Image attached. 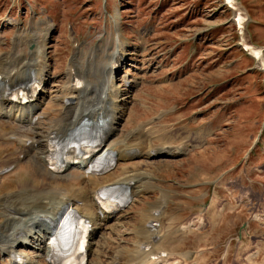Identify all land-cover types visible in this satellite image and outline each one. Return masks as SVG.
<instances>
[{"label": "rangeland", "instance_id": "obj_1", "mask_svg": "<svg viewBox=\"0 0 264 264\" xmlns=\"http://www.w3.org/2000/svg\"><path fill=\"white\" fill-rule=\"evenodd\" d=\"M235 1L246 15L242 37L264 59V0ZM239 38L223 0H0V71L22 72L24 60L43 51L40 66L49 78L38 98L41 113L57 116L60 107L49 100L65 91L70 64L105 67L119 40L125 58L112 67L113 83L124 105L110 142L146 124L156 132L153 145L184 146L174 157L133 156L102 176L100 188L125 185L131 192L130 203L103 225L102 264L114 258L141 264L149 253L168 264H264V66L257 67ZM16 128L0 117V164L22 160L23 148L10 136ZM9 167L0 173V233L4 204L27 219L41 209L17 194L20 185H41L36 165ZM75 170L68 174L79 184L59 185L60 195L84 186Z\"/></svg>", "mask_w": 264, "mask_h": 264}, {"label": "bare ground", "instance_id": "obj_2", "mask_svg": "<svg viewBox=\"0 0 264 264\" xmlns=\"http://www.w3.org/2000/svg\"><path fill=\"white\" fill-rule=\"evenodd\" d=\"M123 46V42L118 40L117 45L114 44L111 47L105 64L109 66L108 69L105 66L96 70L85 71L78 70L73 64H70L66 72L65 91H62L58 98L49 100L51 106L60 107L58 110H54L57 113L56 117L49 112H40L41 103L38 98L44 96L41 90L35 96L34 102L18 103L8 99V96L4 97L5 92L11 90L18 83L24 82L26 86L32 82L42 84L49 78L48 72H44L45 65L40 66V62H44L42 50L36 52L35 59H33V53H31V58L24 60L22 72L18 68L11 71H0V117H8L12 124L17 127L14 132L10 133V136L15 140L14 143L21 145L23 148L20 153L23 154L22 160L1 163L0 172L12 164H15L14 169L16 170L20 163L29 160L36 165L38 177L41 179L40 186L20 185L17 191L19 197L23 195L27 197V206H41V209L28 216V219L23 218L25 213L22 210L12 206H6L5 208L4 204L7 221L0 233V258L5 257L6 264H37L41 260L47 262L46 260L51 251L48 244V240L52 236L50 230L58 222L57 218L60 212L68 205L74 206L77 212L87 218L92 225L88 241V256L91 257V260L87 264H102L101 257L106 243L99 245L97 240L104 239L102 235V231L105 230L103 225L114 218V215L105 213L100 206L96 205L93 214V201L104 177L87 175L86 169L88 164L92 163V159H83L77 167L68 165L63 172L57 174L51 172L48 168L50 141L54 137L66 138L69 132H74L80 119H84L90 127L94 128L103 119L108 118V123L106 127L104 126V136L101 139L102 148L92 156L93 159L107 152H114L118 163L130 160L133 156L150 158L153 155H163L174 157L183 153L184 146L182 145L174 148H169L170 144L153 145L151 136L155 135L156 132L153 131L154 128H145L146 124L141 125L137 131L132 132L121 143L110 142L116 136L117 125L122 117L121 110H123L124 105L121 95H118L121 88L116 89L113 83L114 71L112 68L115 65L117 67L122 65V60L125 58ZM100 76L108 77V79L100 81L99 85L95 83V86H92L93 82L89 81V78L98 79ZM76 80L79 87L73 84ZM127 85L128 81L126 80L124 86ZM72 103L74 105H71ZM60 112L64 113L61 117L58 115ZM157 138L154 136V139ZM71 169H76L74 174L81 178V183L83 179L84 186L81 185V188H84L83 190L81 188L75 190L71 195L66 192L62 193H66L67 196L60 195L59 185L79 184V181L75 183L72 174H68ZM133 179L135 178L133 177ZM55 190L56 193L54 194ZM52 193L54 196L50 199ZM88 208L91 213H87ZM71 226L74 231L73 236H75L77 234L76 222L72 221ZM184 229H189V225L180 228V230ZM62 239L66 240L67 235H62ZM140 248L141 246L138 247V251H140ZM18 249L26 250V252L24 251L26 256L18 252ZM149 255L153 254H146L141 264H168L165 260L149 259ZM16 256H21L20 263L15 261ZM32 256L37 259L36 262ZM72 256H63V261L67 262ZM109 264H119L118 259H112ZM185 264L187 263L185 262Z\"/></svg>", "mask_w": 264, "mask_h": 264}]
</instances>
